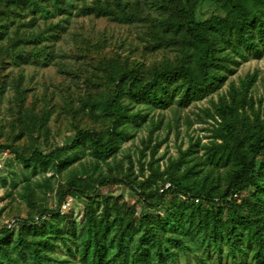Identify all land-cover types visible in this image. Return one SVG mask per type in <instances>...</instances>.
Masks as SVG:
<instances>
[{"label":"rangeland","instance_id":"1","mask_svg":"<svg viewBox=\"0 0 264 264\" xmlns=\"http://www.w3.org/2000/svg\"><path fill=\"white\" fill-rule=\"evenodd\" d=\"M180 1L197 21L230 15L227 0ZM60 2L49 14L3 21L0 230L12 232L0 241V264H264V149L257 181L214 206L171 192L178 183L218 200L245 174L264 138L263 40L255 37L258 55L221 46L223 65L207 95L188 93L179 80L131 98L126 92L156 70L185 64L197 74L199 49L171 24L175 0ZM246 3L264 13V0ZM132 69L140 79L120 81ZM116 85L119 121L107 114ZM81 130L101 143L111 132L113 143L101 153L83 138L48 163L33 156L70 145ZM71 184L95 195L67 197L59 215L34 226L17 223L36 218L39 205L55 204ZM164 191L157 209L140 195L156 202Z\"/></svg>","mask_w":264,"mask_h":264},{"label":"trees","instance_id":"2","mask_svg":"<svg viewBox=\"0 0 264 264\" xmlns=\"http://www.w3.org/2000/svg\"><path fill=\"white\" fill-rule=\"evenodd\" d=\"M51 1L52 0H1V37L7 32V26L3 21L14 23L17 14H20L19 16L23 17L25 13L31 15L34 19V17L38 16V13L42 15L49 14L51 11L49 9L50 7L53 9H60L62 7L60 5V0H54V2ZM63 1L70 3L69 0ZM45 2H50L52 5L48 6ZM227 3L230 7L229 16H214L206 21H197V12L194 8L185 7L180 0H175L174 5L170 7L169 10L177 18L175 22H172L171 24L177 32L184 33L183 40H186L189 45L195 46L199 49L200 54L197 59V74L190 66L185 64H179L166 70H156L144 85L135 91L128 90L126 92L127 95L131 98L140 99L153 93L166 81L174 83L179 80L183 81L184 85L187 87L188 93L194 92L202 96L207 95L212 91V88L215 85V78L213 77V73L215 72L214 68L223 65L224 57L221 54V46L227 47V49L231 50V53L236 54L237 56H242L243 54L239 50L240 44L247 47L249 50L254 51L255 54L258 55L260 53V43L255 41V37L262 39L263 42L260 46H264V13L259 9L251 8L246 3V0H227ZM233 38H235V40ZM158 40L160 42H165L166 39L164 37H159ZM15 46V42H12L8 50H13ZM119 79L120 81L134 83L140 79V71L132 69L120 75ZM120 94L121 87L116 85L114 96L107 106V114L113 117L116 121H119L124 117V112L119 108ZM83 138L92 139L96 150L101 153L106 152L113 143V134L111 132L108 135L107 141L101 143L96 133L89 130H81L76 133L75 138L70 145L57 148L46 155L42 152L34 151L33 156L37 157L41 162L48 163L65 152L72 150L77 145L78 141ZM6 148L13 150L18 157L22 156L15 148L11 146H7ZM263 149L264 138L259 140V142L253 146L251 158L245 174L229 182L225 193L218 200L209 194L192 193L188 188L183 187L178 183L171 184V192L214 206L229 198L236 191L250 187L257 181L261 171L259 153ZM111 181L112 179L102 180L99 185L104 186ZM132 187L137 190L134 186ZM166 194L167 192L164 191L159 194L156 202H150L142 192L140 193L143 203L150 209H157L163 202ZM93 195H95V192H88L79 185L71 184L61 192L55 204L45 203L39 205L36 218H20L16 221L21 226H34L46 216L59 215L67 197L82 199L84 197H92ZM11 232V229L7 226L3 227L0 230V241L5 240ZM258 234L264 239V235L261 232H258Z\"/></svg>","mask_w":264,"mask_h":264}]
</instances>
